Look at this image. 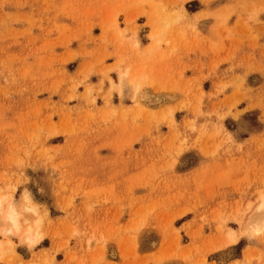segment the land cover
Returning <instances> with one entry per match:
<instances>
[{
    "label": "rangeland",
    "instance_id": "obj_1",
    "mask_svg": "<svg viewBox=\"0 0 264 264\" xmlns=\"http://www.w3.org/2000/svg\"><path fill=\"white\" fill-rule=\"evenodd\" d=\"M0 198V264H264V0H0Z\"/></svg>",
    "mask_w": 264,
    "mask_h": 264
},
{
    "label": "bare ground",
    "instance_id": "obj_2",
    "mask_svg": "<svg viewBox=\"0 0 264 264\" xmlns=\"http://www.w3.org/2000/svg\"><path fill=\"white\" fill-rule=\"evenodd\" d=\"M129 69L126 68L125 71L119 72V77H120L119 85L120 86L123 85L124 79L129 73ZM157 100H159V99H156V101ZM154 102H155V100H154ZM25 198H26V200L28 202V205L26 206V208L27 209H33L34 206L32 205V203L30 201V200H32L31 195L29 193H26L25 194ZM0 213H1V216H2V220L4 221V223L6 225V227L4 228L5 229V232H4L5 234L17 233V232H20V234L23 233L24 234L23 238H25V240L28 243H30L29 242L30 240L32 241L30 243L31 245L39 242L40 239L42 238L41 234L38 231V228H39L38 222H36L35 224L33 223L34 225L33 224L32 225L28 224L25 227V229L23 228L24 230L22 229L23 225H22L21 220H20V211L18 210L16 204L12 200H9L8 204L5 206L4 199L0 198ZM263 223H264V221H263ZM262 225H264V224H262ZM253 228H255V227H253ZM250 229L253 230L252 228H250ZM227 230H226L227 238H226V235H225L226 240L224 242L222 241L223 243L221 244L223 246H229V245L234 244V243H236L238 241V237L235 235V232L233 230H228V233H227ZM37 237H39V238L37 239ZM5 241L2 242L0 240V252H1L2 255L5 253V250L7 252V249L8 250H9V248L12 249V244H11L12 241H10L9 239L6 242ZM6 245H7V249L5 248Z\"/></svg>",
    "mask_w": 264,
    "mask_h": 264
},
{
    "label": "snow or ice",
    "instance_id": "obj_3",
    "mask_svg": "<svg viewBox=\"0 0 264 264\" xmlns=\"http://www.w3.org/2000/svg\"><path fill=\"white\" fill-rule=\"evenodd\" d=\"M262 230H264V225H262ZM39 237H37V239H38ZM30 243L32 242L31 240L29 241Z\"/></svg>",
    "mask_w": 264,
    "mask_h": 264
}]
</instances>
